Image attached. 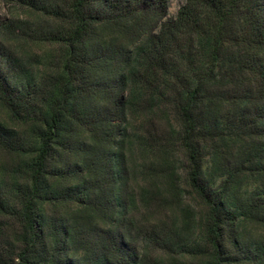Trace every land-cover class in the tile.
Segmentation results:
<instances>
[{
	"label": "trees",
	"instance_id": "trees-1",
	"mask_svg": "<svg viewBox=\"0 0 264 264\" xmlns=\"http://www.w3.org/2000/svg\"><path fill=\"white\" fill-rule=\"evenodd\" d=\"M169 6L0 0V264H264V0Z\"/></svg>",
	"mask_w": 264,
	"mask_h": 264
},
{
	"label": "rangeland",
	"instance_id": "rangeland-1",
	"mask_svg": "<svg viewBox=\"0 0 264 264\" xmlns=\"http://www.w3.org/2000/svg\"><path fill=\"white\" fill-rule=\"evenodd\" d=\"M169 1H170L169 13H170L171 17H175L177 15L179 9L185 3V0H169ZM28 50L30 51L31 55L39 56L40 59H42V61L45 63L46 56L48 55V52H50L52 50V48L49 46H44L42 49H38L34 46H31L28 48ZM43 62H42V64H39V65L35 64L34 66L42 69L45 67L44 66L45 64ZM0 120H2L4 122H8V120H9L7 111L1 104H0ZM13 162H14V157L12 155L8 154L6 151L0 149V172H1V168L3 166L6 165V166L10 167ZM190 204L194 207L193 210H191L192 215L199 216L203 212V207L199 203H197L187 193V197L184 199V204H182V207L179 208V207L174 206V207L169 208L167 213H169L171 216V219H172L171 224H175V223L180 224V222L187 220L188 216H187V213L184 211V209H188V206ZM192 217L195 218V216H192ZM192 229H194V228H192ZM195 232L196 231L192 230V233H195Z\"/></svg>",
	"mask_w": 264,
	"mask_h": 264
}]
</instances>
